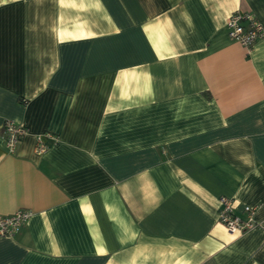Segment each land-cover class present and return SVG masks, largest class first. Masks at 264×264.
<instances>
[{"label":"crops","instance_id":"crops-1","mask_svg":"<svg viewBox=\"0 0 264 264\" xmlns=\"http://www.w3.org/2000/svg\"><path fill=\"white\" fill-rule=\"evenodd\" d=\"M234 11L264 26V0H0V215L31 211L0 264H264V37Z\"/></svg>","mask_w":264,"mask_h":264},{"label":"built area","instance_id":"built-area-1","mask_svg":"<svg viewBox=\"0 0 264 264\" xmlns=\"http://www.w3.org/2000/svg\"><path fill=\"white\" fill-rule=\"evenodd\" d=\"M225 26L231 39L237 41L247 50L261 37H264V26L250 13L234 11L226 19ZM5 147L8 151H13L21 136L26 132L24 126L13 120L3 123ZM46 139L56 142L57 138L50 133L37 134L35 136V152L43 153L48 148ZM220 207L218 209V221L231 232H245L260 226L255 220L256 206L246 205L243 214L238 215L233 212L232 199L219 197ZM31 211L28 209H18L9 215H0V236H14L27 222Z\"/></svg>","mask_w":264,"mask_h":264}]
</instances>
